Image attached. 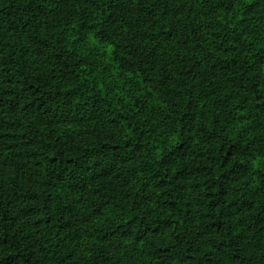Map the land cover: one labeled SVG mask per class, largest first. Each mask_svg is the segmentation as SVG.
<instances>
[{"label":"trees","instance_id":"1","mask_svg":"<svg viewBox=\"0 0 264 264\" xmlns=\"http://www.w3.org/2000/svg\"><path fill=\"white\" fill-rule=\"evenodd\" d=\"M16 1L0 0L1 33L21 32L30 21L12 18ZM52 1L79 11L89 2L96 45L129 35L131 44L114 60L136 88L127 98L97 89L81 61L64 55L59 47L77 25L64 22L53 40L36 37L33 59L17 43L0 42L8 86L0 89V114L27 107V140L16 136L13 155L4 158L0 264H78L63 221L86 175H118L140 190L130 207L97 202L96 258L103 263L114 248L110 239L130 244L119 264H264V13L250 23L261 0ZM50 55L66 70L56 83L40 77ZM154 55L168 67L157 84L159 121L149 115L144 78ZM193 67L211 78L216 96L194 79L172 83ZM59 121H91L103 137L60 145ZM29 181V203L18 206L15 197Z\"/></svg>","mask_w":264,"mask_h":264},{"label":"rangeland","instance_id":"2","mask_svg":"<svg viewBox=\"0 0 264 264\" xmlns=\"http://www.w3.org/2000/svg\"><path fill=\"white\" fill-rule=\"evenodd\" d=\"M100 1L104 2L107 0ZM260 2L259 10H256L253 13L254 15L250 18L251 24L255 23L256 19L264 13V0ZM14 4L15 15L12 18L14 19L15 16H18L23 21L25 19L30 21L22 23L21 32H16L15 30H9L4 33L0 32V42L7 40L17 43L18 46L25 51V54L30 59H33L34 55L32 54V50L37 46L36 37L53 40L64 22L77 25L79 28L75 31L73 30L71 32L72 35L67 36L69 39H67L65 46L59 47V49L64 51V55H68L69 58H72L74 63L81 61L80 66H85L83 70L86 78L94 83L97 89L102 87L106 89L108 93L119 94L123 98H127L134 92L136 88L135 79L123 74L117 62L114 60V58H117L116 52L118 51L121 53V50H123L122 46L131 44V38L126 34L117 35L110 44L96 45L89 34L91 32V26L93 25L87 23L90 20L92 24L97 23V19H93L90 13L91 9L89 2L88 4L85 3L83 9L80 11L75 7L62 9L56 3H53L52 0H20L14 2ZM33 8L36 9L35 12L32 11ZM87 13L88 16H86ZM123 17L130 19L135 25V28H141V26L135 24L136 18L132 12H123ZM203 22L202 19H198L199 25L202 26ZM145 41H147V39H145ZM135 43H137L138 46H144V44H146L141 40ZM2 54L3 52L0 51V89H8L3 77ZM48 58L50 59L46 67V73L40 77H48L53 83L61 79L63 80L66 77V70L62 69V64L55 63L54 59H51L53 58L51 55ZM153 58V61L144 72V78L145 85L150 88L146 94V98L151 102V107L148 110L149 115L159 121L160 117L158 114L161 113L162 108V103H160L162 100L159 95L162 92L157 84L163 80H167L164 69L168 67L160 56L154 55ZM195 69L197 68L193 67L190 73L186 75L179 74L180 72L177 73V75L171 79L172 83L175 84V80H180L182 76L189 80L194 79L195 82H198L197 88H199V86L203 89L207 88L205 90L210 96H216L218 94L216 93L218 88L211 85V78L197 73ZM199 83H202V85ZM198 90H200V88ZM221 90H223V88ZM247 105L249 106L250 104L247 103ZM26 112L27 107L24 106L17 113L8 110L0 114V182H8L7 174L3 175L4 158L13 155L15 143L17 142L16 136L22 139V141L27 140V129L25 127ZM255 112L256 110H253L252 115L256 119L260 118L261 115L255 114ZM17 120L21 122L22 127L16 125ZM165 123L166 122H162V125ZM256 123H259V121H256ZM93 126H95V124L91 121H75L73 123L59 121L56 124L55 137L60 145L68 142L78 143L94 141L97 138L103 137L102 133H98L93 129ZM116 173L117 171L113 174ZM32 174H34V178L37 177V170L35 167L32 168ZM118 177V175H113L105 179L94 180L91 175H86L82 177L85 184L77 189L71 197L73 210L64 218L63 235L67 239L73 253V258L78 260V264H119L123 261L130 249V244L127 242L116 245L108 239L109 243L114 248L111 253L105 257V263L102 262V259L96 258V255H98V250H96V248L99 245L97 241L99 226L97 223L100 221V214L96 211V206L99 204L97 202L106 199L105 201L107 204L113 203L124 207H130V204L135 203L139 198V186L133 181H124ZM21 190L22 192L15 197L18 206L29 203L25 197L26 191L29 192L32 190L31 182H25L21 186Z\"/></svg>","mask_w":264,"mask_h":264}]
</instances>
